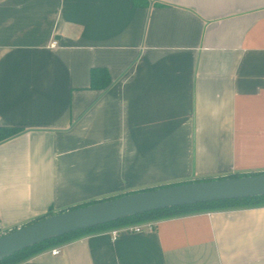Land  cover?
<instances>
[{"label": "crops", "instance_id": "1", "mask_svg": "<svg viewBox=\"0 0 264 264\" xmlns=\"http://www.w3.org/2000/svg\"><path fill=\"white\" fill-rule=\"evenodd\" d=\"M94 67L105 89L89 87ZM0 127L23 130L0 143V236L91 201L264 173V0H0ZM155 222L20 264H264V207Z\"/></svg>", "mask_w": 264, "mask_h": 264}, {"label": "water", "instance_id": "2", "mask_svg": "<svg viewBox=\"0 0 264 264\" xmlns=\"http://www.w3.org/2000/svg\"><path fill=\"white\" fill-rule=\"evenodd\" d=\"M264 197V174L140 191L48 216L0 236V261L43 242L118 220L197 204Z\"/></svg>", "mask_w": 264, "mask_h": 264}, {"label": "trees", "instance_id": "3", "mask_svg": "<svg viewBox=\"0 0 264 264\" xmlns=\"http://www.w3.org/2000/svg\"><path fill=\"white\" fill-rule=\"evenodd\" d=\"M135 4H138L140 1L143 0H133ZM111 77L109 76L108 71L103 67H94L90 70V88L93 89H105L110 83H111ZM23 132L22 129L18 128H8V127H0V143L3 141H6L10 138H13ZM258 174H264V173H250V174H244V175H231L226 178H237L241 176H254ZM206 180H212V179H206ZM182 184V183H180ZM176 185V184H174ZM172 186V185H169ZM166 187V186H160L157 188ZM156 188H150L145 189L143 191L147 190H153ZM120 197V196H118ZM117 197H111L108 199H102L100 201H91L76 207H72L68 210L77 209L80 207H84L87 205L95 204L98 202L114 199ZM256 207H264V197H255V198H248V199H241V200H231V201H220V202H212V203H204V204H197L192 206H183V207H176L172 209H164L159 211H154L150 213H145L142 215H137L134 217L118 220L115 222L107 223L104 225H100L94 228H90L87 230L78 231L75 233H71L68 235H64L61 237H58L56 239H52L46 242H43L41 244L35 245L31 248L25 249L19 253H16L2 261H0V264H20L33 256L37 255L39 252L44 251L48 248L57 246L59 244L71 241L73 239L79 238L84 235L97 233L103 230L111 229V228H117V227H123L127 225H133L141 222L146 221H159L163 219L168 218H174L179 216H185L189 214H195L200 212H208V211H220V210H229V209H242V208H256ZM67 210V211H68ZM65 212L61 211L59 213ZM58 214V213H57ZM55 215L53 213H48L47 215L32 221L31 223L37 222L39 220H42L48 216ZM29 223V224H31ZM28 225V224H27Z\"/></svg>", "mask_w": 264, "mask_h": 264}, {"label": "built area", "instance_id": "4", "mask_svg": "<svg viewBox=\"0 0 264 264\" xmlns=\"http://www.w3.org/2000/svg\"><path fill=\"white\" fill-rule=\"evenodd\" d=\"M57 41H52L50 46L54 47L57 45ZM156 226V222L155 221H146V222H141V223H137V224H133V225H127V226H123L121 228V230H123L124 232H128V233H151L154 231ZM119 231H113L112 232V236L113 238H116L118 235ZM59 254V250L58 249H52L51 250V255L52 256H57Z\"/></svg>", "mask_w": 264, "mask_h": 264}]
</instances>
